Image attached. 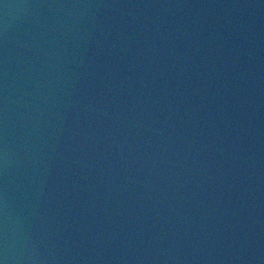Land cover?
I'll use <instances>...</instances> for the list:
<instances>
[{
    "label": "water",
    "instance_id": "water-1",
    "mask_svg": "<svg viewBox=\"0 0 264 264\" xmlns=\"http://www.w3.org/2000/svg\"><path fill=\"white\" fill-rule=\"evenodd\" d=\"M0 264H264V0H0Z\"/></svg>",
    "mask_w": 264,
    "mask_h": 264
}]
</instances>
